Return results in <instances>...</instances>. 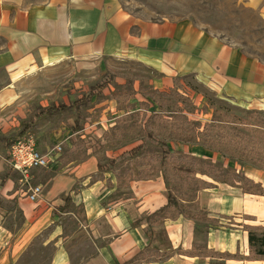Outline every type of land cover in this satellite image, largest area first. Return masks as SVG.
<instances>
[{
	"label": "crops",
	"instance_id": "0c3cea01",
	"mask_svg": "<svg viewBox=\"0 0 264 264\" xmlns=\"http://www.w3.org/2000/svg\"><path fill=\"white\" fill-rule=\"evenodd\" d=\"M246 2L264 19V0ZM123 57L171 83L193 74L232 102L264 105V60L187 21L140 22L116 11L112 0H0V98L4 92L17 96L10 105L0 103V111L18 104L16 84L34 69L84 65L87 71L86 65L90 70ZM46 116L36 120L35 136ZM53 163L31 172L29 185L42 189L41 200L31 203L21 175L0 160V264H17L38 241L53 248L51 264H264V257L250 254L245 230L264 228V172L255 182L260 192L244 191L235 180L200 191L197 205L220 225L198 234L191 219L153 215L167 204L165 196L162 206L151 208L153 181L124 187L110 171L92 181L83 165ZM65 198L69 207L60 212ZM17 214L24 222L20 230L13 228Z\"/></svg>",
	"mask_w": 264,
	"mask_h": 264
},
{
	"label": "rangeland",
	"instance_id": "374dc122",
	"mask_svg": "<svg viewBox=\"0 0 264 264\" xmlns=\"http://www.w3.org/2000/svg\"><path fill=\"white\" fill-rule=\"evenodd\" d=\"M112 3L116 11L140 22L187 21L224 43L264 60V19L246 0H112ZM123 58L104 61V66H92L90 70L86 65L87 71L84 65L82 68L60 65L34 69L21 77L15 88L18 104L0 111V160H8V148H4L3 138L6 136L8 145L11 144L17 138L22 121L29 120L42 107L70 104L87 93L91 86L109 80L102 95L95 96L79 113L69 109L56 116H46L36 128L40 131L38 136L32 129L28 134L35 139L38 150L42 154L50 153L60 143L62 151L54 155L58 167L69 163L72 167L83 165L84 175L92 181L110 171L124 187L134 180L162 185L164 195L168 198L171 190L183 211L182 216H177L171 207L163 213L164 216L171 220L179 217L193 220L198 234L205 231L207 224L220 225L219 218L209 217L197 205L198 190L202 186L198 179L215 184L211 178L201 176V172L217 181L224 180L228 185L238 181L244 191L260 192L255 182L264 172V161L252 160L245 149H237L228 156L230 159L227 155L224 158L214 149L201 146L200 137H196L199 131L193 134V126L186 122L194 121L193 125L199 126L200 122L210 120L213 108L220 109L219 101H224L234 107L224 111L233 118L227 119L232 122L228 126L231 135L239 134L250 149L254 142L251 139L257 138L253 131L264 134V130L257 128V125L264 127L263 103L245 107L228 100L193 74L172 77L171 83L154 68L132 57ZM255 110L261 114L254 115ZM153 111H156L157 118L151 119L149 126L145 127ZM171 117L173 121H170ZM249 124L255 127H247ZM202 129L201 126L199 130ZM149 133L165 141L173 153L163 167L160 149L155 142L144 138ZM261 140L264 146V136ZM140 145L142 148L134 157L126 154ZM114 159L116 162L110 164ZM19 180V185L27 190L21 176ZM213 187L210 185L207 189ZM12 222L15 230L23 227L19 214ZM156 222L159 223V219ZM71 225L75 228L74 222ZM253 232L261 234L263 229H254ZM52 256L53 248L43 247L38 241L17 264H51Z\"/></svg>",
	"mask_w": 264,
	"mask_h": 264
},
{
	"label": "trees",
	"instance_id": "16d2710c",
	"mask_svg": "<svg viewBox=\"0 0 264 264\" xmlns=\"http://www.w3.org/2000/svg\"><path fill=\"white\" fill-rule=\"evenodd\" d=\"M111 79L113 80L114 78L111 77ZM108 81H102L100 83H97L93 86H91L89 88V91L85 94H83L81 96V98L76 99L74 101H72L69 105H65V104H60L59 106H50L44 109H40L38 112H36L32 117H30V119L28 120V122H26L20 129L17 137H22L26 134H28L34 127V124L36 122L37 119L47 115V116H53L56 114H60L63 113L69 109L74 108V110L76 112H80L82 107L88 106L92 99L95 96H100L102 95V92L104 91V89L108 86ZM166 96V95H165ZM220 103V109L217 108H213L212 111V115H211V119L210 120H206L203 122H200L199 126H194L193 124L195 123L194 121H187L186 123L192 127V132L194 134V132L197 130L199 132H197V136L196 137H200L199 143L201 144V146H203L204 148H207L209 150H213L219 154H221L224 158L225 156H231V154L235 153L236 150H241V149H245L246 152L251 156L252 160H259L261 163L264 161V146L263 142H262V138L264 136L263 132H259V131H253V133L255 135H257L256 139H251L252 141H254L252 143V146L249 148H247L246 146V142L243 140V138L237 134L236 136H232L230 129L228 126H230L232 124V122H230L229 120H233L232 115H226L224 114L228 109L230 108H234L233 106L227 104L224 101H219ZM237 110V109H236ZM228 112V110H227ZM254 112H256L254 115H258L257 113H259L257 110H255ZM261 114V113H259ZM157 113L156 111L152 112L151 118L149 120H147L144 124L145 127L149 126V123L151 122V119H155ZM246 115H252L251 113H246ZM173 118L171 117L170 121ZM186 119V117H185ZM229 119V120H227ZM164 121V120H163ZM165 122L164 123H168L169 125L172 124V122ZM203 127V129L200 131V127ZM259 126V127H258ZM247 127H255L253 124H249L247 125ZM262 126L257 125V128H259V130H264L263 128H260ZM147 129V128H146ZM146 131V130H145ZM252 131V130H250ZM148 133V132H146ZM194 137V136H193ZM144 138L149 139L150 141H153L156 143L157 147L160 149L161 151V166H165L166 164H168L170 158L172 157V152L169 149L168 144L163 141V140H159L158 138H156L153 134L149 133L147 134ZM5 144L4 147L8 148V143H7V139H4ZM260 141V143H258ZM142 148V146H138L133 148L132 150L128 151L126 154L130 155L131 157H134L135 154ZM124 156V154L122 155ZM228 159H230L228 157ZM116 160H112L110 162V164L115 163ZM99 168V167H98ZM201 176H207L209 178H211L213 181L215 182H222V183H227L226 181L222 180V181H217L214 178H212L211 176L207 175L205 172H201ZM163 180L165 181V183H167V179L166 177L163 176ZM201 183L202 186L199 187L198 191H201L203 189H207L209 188L210 185H213L209 182H206L205 180H200L198 179ZM70 202V198H65L64 199V205L60 208H58V210L60 212H63L66 210L68 204ZM174 208L175 209V213L177 216H182L183 211L180 209L179 203L177 201V199L175 198L173 192L170 190L168 192V198H167V204L163 207H161L160 209H158L157 211L154 212L153 215H157L159 213H164L166 212L168 209L170 208ZM141 220L137 221V223H139ZM205 231L208 230L209 228V224H207V226L204 227ZM246 231L248 232V242L250 245V254L252 255H256L258 257H264V228H260V227H245ZM254 229H263V232L261 234L255 233L253 232ZM146 234L148 235V237L151 239L152 235L149 231V229H146Z\"/></svg>",
	"mask_w": 264,
	"mask_h": 264
},
{
	"label": "built area",
	"instance_id": "2783aa9c",
	"mask_svg": "<svg viewBox=\"0 0 264 264\" xmlns=\"http://www.w3.org/2000/svg\"><path fill=\"white\" fill-rule=\"evenodd\" d=\"M62 151L61 144L55 145L53 151L42 154L32 135L26 134L17 137L8 147V164L12 170L18 172L25 180V185L29 186L25 197L31 203H38L41 200L42 189L38 185H29L31 172L35 169L47 168L56 159L55 154Z\"/></svg>",
	"mask_w": 264,
	"mask_h": 264
},
{
	"label": "bare ground",
	"instance_id": "6f19581e",
	"mask_svg": "<svg viewBox=\"0 0 264 264\" xmlns=\"http://www.w3.org/2000/svg\"><path fill=\"white\" fill-rule=\"evenodd\" d=\"M16 98L17 96L14 95L13 93L4 92L0 98L1 106L4 107L7 105H10ZM149 188H151L155 192L154 193V204L153 206H151V208L152 209L159 208L160 206H162V204L165 201V195L162 189V185H151V187Z\"/></svg>",
	"mask_w": 264,
	"mask_h": 264
}]
</instances>
